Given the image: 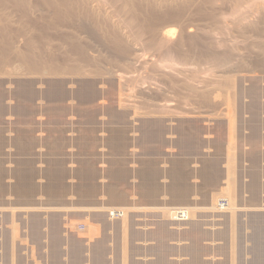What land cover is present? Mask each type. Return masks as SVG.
I'll return each mask as SVG.
<instances>
[{
    "label": "bare ground",
    "instance_id": "bare-ground-1",
    "mask_svg": "<svg viewBox=\"0 0 264 264\" xmlns=\"http://www.w3.org/2000/svg\"><path fill=\"white\" fill-rule=\"evenodd\" d=\"M224 2L232 6L229 7L232 8L229 15L223 10V13L220 11V4ZM85 33L90 37L84 38ZM91 37L95 40L91 41ZM257 72L264 75V0H0V121L5 117L26 118L18 123L26 125V130H21L16 140V143L21 145L22 153H26V148L28 149L26 142H32L29 138L34 137L37 132L31 125L37 117L42 119L46 117L47 123L53 124V127L66 124V120H63L68 117L72 119L79 117L88 126L97 125L101 118V125L88 128L89 133L86 136L89 135L93 139V144H96L94 134L99 128V131L108 133L107 139L105 137V140H102L103 146L111 149L115 155H122L129 148L130 132L141 133L139 143L165 145V135L170 133L165 125L166 120H152V116L170 112L174 98H194L207 107H218L220 101L211 98L213 90L203 87L207 78L212 83L221 84L222 87L231 90L237 78L244 79L247 75ZM13 75H23L28 79L16 83L18 92L7 96L3 87L7 83H15L10 80ZM30 77H37L38 80ZM6 78L7 80H4ZM39 84L46 85L45 90L37 91L35 87ZM69 85H76L77 88L70 90ZM13 98L20 100L21 104L9 109L5 105V100L12 101ZM44 101L59 107L53 108L48 114L47 109L40 108ZM36 102L42 110L34 108ZM185 113L191 114L192 111ZM144 117L145 119L141 120ZM106 119L108 121L104 122ZM134 122H140V125L135 128ZM179 123L180 126L175 131L179 139L174 144L186 154H191L200 148L198 137L202 135L201 129L193 126L196 124L193 120H181ZM2 128L0 127V150L5 145ZM67 131L69 130L60 133L64 134ZM228 158V169H234L235 161L232 155ZM202 162V168L196 172L197 177L202 178L206 187H218L221 172L216 162L207 159ZM57 163L63 165L62 161ZM81 163L76 174L83 183L85 182L84 189H81L84 191V193L81 191L82 198L86 197V200L90 201L94 194L89 189L91 184L86 183L93 184L95 178H98V171L90 161ZM111 163L108 175L111 173L118 181L126 179L127 170L118 168L121 160H113ZM174 163L175 167L167 172L173 180L167 186L172 198L164 207L156 208L162 219L153 224L156 226L153 231H147L150 230L148 222L139 221L141 224H138L139 222L136 224L134 221V218L140 216L135 213L140 214L139 211L146 208L118 207L124 204L122 202L126 201L125 197L127 199V195L122 192L117 194L119 191L112 192V195L108 194L111 196L110 200L98 208L80 211V208L73 207L76 211L75 218L79 220L84 218L88 224V237L85 240H78L71 234H65L63 239L61 232L63 233V228H66L67 224L63 225L61 230V218L65 213L61 215L58 210L65 209L66 212L70 208L50 207L49 210H57L60 213L56 211L57 214L52 215L46 224L50 234L47 242L51 250L49 252L51 264H61L62 256L67 257L65 259L67 264H82L87 261L93 264H106L104 242L97 241L93 247L90 245L100 234L101 222L104 223L102 227L105 230L114 227L120 231L123 264L128 263L127 234L131 224L142 226L140 232L132 233V238L140 242L153 238L163 241L169 238L175 240L177 237L178 240L191 238L193 248H198L200 239L204 236L198 221L200 214L206 212L215 214L219 209H223L224 213L218 211L220 212L218 216L228 214L229 232L222 231L215 237L217 239L230 237V248L233 253L235 215L239 208L234 180L229 178L225 188L206 195L204 208L196 203L192 206L186 202L192 195L188 182L191 178L188 171L190 163L188 161ZM22 164L23 168L16 170L14 177L19 195L26 199L31 194L30 191L33 192L31 178L35 176L33 171L26 170V163ZM3 165L4 162H0V199L6 191L3 185L6 174ZM144 165L139 175L144 180L142 184L149 187L147 198H153L155 195L158 196L157 193L160 191L158 181L161 179V170L152 163ZM62 167H52L48 171L56 181V184L51 186L52 193L53 190L57 188L59 190L64 186L62 182L65 168ZM250 187L253 191L257 188L255 183ZM57 190L53 195L49 193L50 196L59 197L60 191L62 190L63 194L65 189L62 188L59 192ZM220 199L226 201L225 205L222 201L219 202ZM176 205L187 207L178 210L173 207ZM21 210L31 212L38 208L28 207ZM106 213L109 216L112 214L114 218H120L121 224H108L105 221ZM11 215L13 247L19 231L14 213ZM39 217L37 214L31 215L29 222L34 241L42 239L41 229L44 224ZM175 219L178 222L173 221ZM67 222L70 223L67 226L70 230L75 227L70 218ZM172 225H178L176 229L178 234L173 233L174 235L170 236L171 231L168 227ZM183 225L191 227L190 229L186 227L188 230L182 229ZM258 235L259 233L257 238ZM61 245L67 246L66 255L64 251L61 253ZM259 248H256L257 252ZM257 255L255 261L260 264L262 257L258 253ZM149 264H168L167 257L159 255ZM186 264H202L201 258L198 254H193Z\"/></svg>",
    "mask_w": 264,
    "mask_h": 264
},
{
    "label": "rangeland",
    "instance_id": "rangeland-1",
    "mask_svg": "<svg viewBox=\"0 0 264 264\" xmlns=\"http://www.w3.org/2000/svg\"><path fill=\"white\" fill-rule=\"evenodd\" d=\"M220 3L222 2L220 1ZM226 3L224 2L222 4H225V6L220 4V11L222 12L223 10L227 15L232 12V8H229L232 6H230V3L226 5ZM83 37L90 36L88 33H85ZM91 39L88 38L91 41L95 40L93 37ZM35 78L38 80L37 77H32L31 79L35 80ZM27 79L23 75L11 76L10 80H13L15 83L5 84L3 87L5 94L9 96L18 92L16 83L25 82ZM4 80H7V78ZM69 86L68 89L70 88V90L77 88L76 85ZM203 87L204 89L213 90L211 98L220 101L221 106L210 108L194 98H174V101L171 102L173 108L170 112L152 116V120H166L165 125L170 133L165 135V145L163 143L158 145L152 142L139 143L141 133L139 131L136 133L130 132L131 134H128L129 148L122 155H115L111 149L103 146L102 140L107 139L108 133L99 131L100 128L94 134L98 143L93 144V139L89 135L86 136L92 126L101 125V118H99L97 125L88 126L79 117H73L74 120L72 117H68L63 120H66V124L58 125V129L56 125L53 127V124H48L46 117L43 119L37 117L34 119V123L31 122V125L36 128L37 132L34 137L29 138L32 142H26V147L28 146L26 153H22L21 145L16 143L19 132L23 129L26 130V125H19L18 123L20 120L23 121L26 118L15 116L12 119L8 117L1 119L0 127L4 129L5 145L0 150V162H4L2 168L6 174L4 175L3 185L6 191L0 199V264H51V255H49L51 250L47 242L48 235L50 238V234L46 224L52 218V215L57 214V210H52L53 207L70 208L66 212L65 209L58 210L61 215L65 213L64 217L61 218V230L64 229L63 233L61 232L62 238L65 234H71L78 240H85L88 237V224L84 218L80 220L79 218H75L76 211L73 207L80 208V211H86V208H98L102 206V203L108 202L111 198V193L115 191H119L117 194L123 193L125 196L127 195V199L125 197L126 201L122 202L124 204L118 207L146 208V210L144 209L142 211L137 210L141 213H135L140 216L134 218V221L136 224L139 221H142L141 223L148 222L150 224V230L147 231H153L156 227L153 224L162 219L157 213L156 208L164 207V204L168 201L170 202L172 198L167 186L173 180L170 174L169 176L167 175V172L169 173L175 167L176 164L174 161H188L190 163V165L188 163V171L191 173V178L188 182L191 186L190 189L192 192L190 191V194L192 195H190L186 202L192 206L196 203L199 207L204 208L203 203L206 195L211 194V192L217 193L221 188H225V184L229 178L234 180L236 200L240 209L238 208V212L235 215L233 253L230 248V237L226 239H217L215 237V235L218 236L222 231L229 232L228 214H222L223 209H219L218 211H222V217L218 216L220 215L218 211L216 212L217 214L208 212L206 214H200L198 221L204 236L201 237L198 248H193L194 244L191 242V238L178 240L177 237L175 240L169 238L164 241L153 238L140 242L132 238V233L140 232L139 229L142 226L131 224L127 234V262L149 264L155 261L159 255H165L168 264H186L190 261L193 254H198L202 264H258V261H255L258 253L262 257L260 264H264V75L257 72L247 75L244 79L239 77L236 79L234 88L231 90L222 87L221 84L212 83L208 78L203 84ZM44 88H46V85L41 86L39 84L35 87L37 91L45 90ZM20 104V100L16 98H13L12 101L9 99L5 100V105L9 109L18 107ZM42 104L40 108L44 107V109H47L48 114L53 111V108L59 107L55 104H47L45 101ZM34 108H39L38 102H36ZM186 111H192V113L186 114ZM143 119L145 117L141 118V120ZM181 120H193L196 123L193 126L199 130L201 129L202 132V135L198 137L199 143L201 144L200 148L195 149L191 154H186V152H183L180 147L174 144L179 139V135L175 131L180 126L179 121ZM107 121L106 119L104 122ZM139 125L140 122H134V127H138ZM61 129L69 131L63 134L60 133V131H63ZM229 155H232L235 161H233L234 169H228ZM203 158L216 162L217 168L221 172L220 184L216 188L204 186L202 178L197 177L196 172L202 168ZM112 159L114 161L121 160L118 168L127 170L128 176L126 179L118 181L111 176V173L108 175L107 172L112 167ZM57 160L62 161L63 167L57 163ZM30 161L32 163H28ZM82 161H90L98 171V178H95V183H86L91 184L89 189L94 194L90 198V201L88 198L86 200V197L82 198L81 193H84L82 190L84 189L85 182L83 183L82 179L76 174ZM22 163H26V170L33 171V176H35L31 178L33 192L30 191L31 194L29 193L30 195L26 199L19 195V189L15 185L16 179L14 177V172L23 168L24 165ZM149 163L155 164L161 170V179L158 181L160 191L157 193L158 196L155 195L153 198H147L146 193L149 187L148 185L144 186L142 184L144 180L139 175L140 170L145 167L144 164ZM56 164L57 166H55ZM52 167L65 168V177L62 182L64 186L60 188L65 190H63V194L61 192L62 190L60 191L61 195L59 197L57 195L52 197L53 193L58 189L52 187V189L54 188L56 190H53V193L51 192V186L54 183L56 184L55 179L48 173ZM114 168L116 169L117 166H114ZM111 172H113V169ZM252 183H255L257 186L255 191L250 187L253 185ZM31 187L27 188L32 189ZM27 188L26 190H29ZM48 190L51 191L49 192ZM59 190L57 191L59 192ZM49 193H52V195L50 196ZM53 198L56 199L53 200ZM221 201L223 202L225 200L220 199L219 202ZM28 207L38 208V210L31 212L21 210L22 208ZM50 207H52L51 210L53 212L49 210ZM173 207L181 210V208L187 206L176 205ZM3 209L4 211L2 212L1 210ZM12 212L15 215L14 220L19 231L18 239L13 247L11 241ZM59 212L58 214H60ZM35 214L40 216L39 219L41 218L44 224V227L41 229L42 239L40 241L39 239L32 240V230L29 229L31 215ZM105 215V221L108 224H121L120 218H114L112 214L109 216L106 213ZM208 215L209 217H207ZM67 217L75 224V227H72L71 230L67 227L70 224L67 222L69 219ZM173 221H177V219ZM140 222L138 224H141ZM103 224L102 222L100 223V234L94 238V242H91L92 244L90 245L93 247L97 241L104 242L106 246L105 263L123 264L121 254L122 235L114 227L105 230L102 227ZM63 225L66 228H63ZM186 227L190 229L191 226L183 225L182 229H187ZM168 229L171 231V233L169 232L171 236L173 233L176 234L178 232L176 231L178 225L169 226ZM258 233L259 238H257ZM66 247L65 245L60 246L61 253L64 251V255L67 254ZM257 247H260L259 252L256 250ZM65 259H67L66 256L61 257V264H67V260ZM82 264L93 263L87 261Z\"/></svg>",
    "mask_w": 264,
    "mask_h": 264
},
{
    "label": "built area",
    "instance_id": "built-area-1",
    "mask_svg": "<svg viewBox=\"0 0 264 264\" xmlns=\"http://www.w3.org/2000/svg\"><path fill=\"white\" fill-rule=\"evenodd\" d=\"M225 205V201L222 202ZM180 212V211H179Z\"/></svg>",
    "mask_w": 264,
    "mask_h": 264
}]
</instances>
